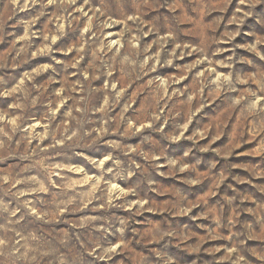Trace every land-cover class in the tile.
<instances>
[{"label": "clouds", "instance_id": "clouds-1", "mask_svg": "<svg viewBox=\"0 0 264 264\" xmlns=\"http://www.w3.org/2000/svg\"><path fill=\"white\" fill-rule=\"evenodd\" d=\"M116 2L113 9L109 0H98V8L89 0L75 8V0H0V44L11 37L0 54V103L9 102L0 107V264H180L177 249L208 251L204 244L217 238L227 243L213 261L264 264V197L253 200L234 188L213 206L195 196L192 185L207 179L211 195L224 179L215 171L220 161L200 153H230L200 143L208 126L184 134L194 119L200 125L198 113L223 93L209 124L234 115L245 125L235 146L257 136L264 151V0ZM24 8L35 15L10 25ZM42 16L51 19L33 31ZM117 23L123 28L113 47L105 28ZM17 25L39 37V45L18 44ZM246 25L255 26L244 32L251 42L234 43ZM68 34L67 44L53 46L54 38ZM241 48L252 56L239 53ZM224 52L230 53L222 60L227 71L217 78V58ZM33 54L48 60L18 77L5 71ZM188 55L197 58L189 65L196 71L180 84L185 67L174 61ZM166 68L179 69L175 80L165 79ZM181 139L190 145L180 146ZM168 176L182 183L165 193L161 177ZM252 177H264V160L249 169ZM253 186L264 193V181ZM161 197L168 201L164 214L142 215L145 200L151 208ZM245 201L251 202L250 220L237 218L249 210ZM198 205L203 209L192 213ZM183 216L188 222L178 219Z\"/></svg>", "mask_w": 264, "mask_h": 264}, {"label": "rangeland", "instance_id": "rangeland-1", "mask_svg": "<svg viewBox=\"0 0 264 264\" xmlns=\"http://www.w3.org/2000/svg\"><path fill=\"white\" fill-rule=\"evenodd\" d=\"M19 4H26L30 3L31 0H18ZM89 3L93 7H99L98 0H89ZM83 5V0H75V3L73 4V7L81 6ZM37 8L39 5L36 6ZM109 7L115 9L118 7V4L116 0H109ZM53 6L49 5V8L47 11H52ZM83 11L87 12V6H83ZM76 15H79V12L75 13ZM35 15V12L31 8H24L21 11H19L16 16H14L12 19L8 21L10 25L16 24V21L18 20H28L32 18V16ZM92 16V13L88 12L87 16H84L82 18V22L84 23L85 28H87L89 23V17ZM115 19V17H112ZM48 19H51V16H42L39 17L37 20V23L33 26L32 30H43L44 24L47 22ZM94 19V18H93ZM103 19V18H102ZM55 27V25H53ZM255 27L254 25H246L244 28V31L241 32L240 35L235 37L234 43H240V44H247L251 42V38L245 37L244 32L251 31L252 28ZM123 25L120 23H117L115 25H108L105 28V39L112 41V46L114 47L117 41L118 33L122 31ZM16 36L19 38L17 40L18 44H25L26 42H31L33 45H39L40 38H32L27 36L26 30L23 26L17 25L15 28ZM188 33L186 32L185 35ZM71 34L66 35L63 38H54L53 39V46H63L69 42V37ZM163 39V36L160 37ZM11 37H7L4 44H0V54L5 52L7 50L8 44L7 41L10 40ZM187 46V45H185ZM221 46L224 48H230L231 45H229L227 42H222ZM164 47H168L167 44L164 45ZM34 53V49H32ZM155 51H160L161 55H163V52L161 49L156 48ZM239 53L248 55L249 57L252 56L251 53H246L245 49L241 48L237 50ZM230 53L224 52L219 55L217 58L216 68H215V74L217 78L222 76L225 71H227L226 66L222 65V60L224 57L229 55ZM58 58H61L63 56L62 53H56ZM71 55V53H69ZM195 57L192 55L188 56H181L179 60L174 61V63H178L185 67V75L184 78L180 80V84H187L191 78L192 73L196 71L195 68L189 67V65H192L196 62ZM48 58L45 56H39L33 54V57L30 61L27 63L15 68V69H8L5 70L10 77H18L19 74L24 71L25 69L28 70H34L36 67H39L47 62ZM203 71V68L200 69ZM47 72L42 73V76H47ZM179 74V69L174 68H166L162 70V75L167 79L168 77H171L172 79H176ZM223 93H221V96H218L217 99L203 108L201 110V113H198L197 119H200V125L197 126V120L194 119L192 123L188 124L187 129L185 131V135H191L194 131H200L203 133L204 127L208 126V133L204 135V138L200 141L201 144H207L211 143V147L214 149H217L218 151L222 153H230V155H227L226 157L223 156H216L215 152L208 151L204 153H200V155H203L205 157L209 158H215L216 160L220 161L216 165L215 171L218 172L220 175H224V179L215 185V192L209 195V193L212 190L213 185L208 184L207 179L202 180L200 183L192 185L191 187L194 190H197L195 192V196L197 197H206L207 201L210 205L215 204V202L222 196H231L234 194L233 189H239L241 192L248 193L252 196L253 200H258L262 197H264V193H259L256 191L255 187L253 185L258 184L262 181H264V177H252L249 180V169L252 167L254 163H259L262 160H264V151L260 150V145L257 143L258 137L252 136V138L247 139L245 143H240L239 146L236 145L237 139L242 134V130L245 128V125L237 120L235 116H230L226 121H224L222 124H219L215 127L209 124V121L217 116V113L219 109H216V105H219L222 103L221 97ZM9 106V102L5 100L4 102L0 103V107L7 108ZM58 107L63 110V105H58ZM206 114V115H204ZM34 127H36L37 130H39L40 125L37 123ZM245 135H250L248 133H244ZM261 135H264V133H261ZM191 141L185 142L183 139L179 142L180 146H184L185 144L190 145ZM178 154H182L181 148L178 147L177 149ZM229 165H235V167L231 168L232 175H227L226 170L229 168ZM201 173L206 174L207 169L201 167L200 169ZM233 176H237L238 179H241L242 182L237 184L236 180L233 179ZM161 180L164 182V190L165 193L170 191L173 187L178 186L182 183V180L175 179L173 176L168 177H161ZM187 187V185H186ZM127 192V190H124ZM135 200H133V204H135ZM148 201L145 200L144 203L141 205V207L146 208V211L142 213L144 216L149 217H159L162 214H164V208L167 205L168 201L163 199L161 197L160 199H153L151 201L152 207L148 208ZM245 205L249 206V210L241 213H237V218L240 220H244L245 217L249 218V220L253 217V213L251 211V202L245 201ZM203 209L202 205H198L196 208L192 209V213H198ZM130 209H126L125 211H128ZM206 210V209H204ZM225 216L231 217L232 211L230 209H225ZM179 220L182 222H188L187 216L179 217ZM221 219H223L221 217ZM195 223H201V221H196ZM203 223L208 224L212 227L215 226L214 220H208L205 218ZM195 230V229H194ZM226 235V232L224 233ZM198 235L203 237L205 235V229L201 228L198 230ZM227 242L222 238L213 239L210 241H207L204 244L205 249H209L208 251H199V252H190L185 251L182 249H177L176 253L180 260V264H207L208 261H212V264H228L227 260L220 261L219 259L213 261V256L215 255L217 258H219L224 253L223 246ZM250 243H256L255 241H252ZM211 249H216L217 251L213 252Z\"/></svg>", "mask_w": 264, "mask_h": 264}]
</instances>
